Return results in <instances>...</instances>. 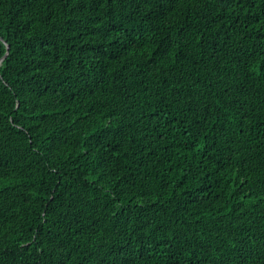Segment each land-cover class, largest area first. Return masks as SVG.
<instances>
[{
	"label": "trees",
	"instance_id": "trees-1",
	"mask_svg": "<svg viewBox=\"0 0 264 264\" xmlns=\"http://www.w3.org/2000/svg\"><path fill=\"white\" fill-rule=\"evenodd\" d=\"M0 264H264V0H0Z\"/></svg>",
	"mask_w": 264,
	"mask_h": 264
},
{
	"label": "water",
	"instance_id": "water-1",
	"mask_svg": "<svg viewBox=\"0 0 264 264\" xmlns=\"http://www.w3.org/2000/svg\"><path fill=\"white\" fill-rule=\"evenodd\" d=\"M7 47H8V45H7Z\"/></svg>",
	"mask_w": 264,
	"mask_h": 264
}]
</instances>
